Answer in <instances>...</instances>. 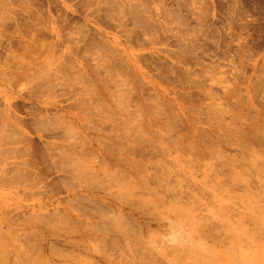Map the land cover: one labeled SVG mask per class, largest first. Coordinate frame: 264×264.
<instances>
[{"label":"rangeland","instance_id":"1","mask_svg":"<svg viewBox=\"0 0 264 264\" xmlns=\"http://www.w3.org/2000/svg\"><path fill=\"white\" fill-rule=\"evenodd\" d=\"M0 31V264H264V0H0Z\"/></svg>","mask_w":264,"mask_h":264},{"label":"bare ground","instance_id":"2","mask_svg":"<svg viewBox=\"0 0 264 264\" xmlns=\"http://www.w3.org/2000/svg\"><path fill=\"white\" fill-rule=\"evenodd\" d=\"M13 5H14V4H13ZM11 7H12V6H11ZM122 7H124V6H122ZM119 8H120V7H119ZM26 11H27V10H26ZM4 14H5V13H4ZM6 14H7V13H6ZM121 15H122V14H121ZM122 16H123V15H122ZM5 17H7V16H5ZM9 17H10V16H9ZM125 17H126V16H125ZM7 20H8V19H7ZM7 20H6V21H7ZM33 24H34V23H33ZM42 25H43V24H42ZM53 26H54V25H53ZM56 27H57V26H56ZM54 28H55V27H54ZM58 30H59V29H58ZM0 32H1V31H0ZM59 33H60V32H59ZM24 38H25V36H24ZM32 41H33V40H32ZM25 44H26V43H25ZM39 44H40V43H39ZM40 46H41V45H40ZM92 46H93V45H92ZM46 47H47V46H46ZM49 47H50V46H48V48H49ZM38 49H39V48H38ZM60 51H61V50H60ZM24 52H25V51H24ZM96 52H97V51H96ZM27 53H28V52H27ZM36 53H37V52H36ZM52 54H53V53H52ZM59 54H60V53H59ZM100 58H101V57H100ZM53 59H54V58H53ZM56 59H57V57L54 59V61H55ZM25 60H27V59H25ZM45 60H46V59H45ZM31 64H32V63H31ZM46 64H47V63H46ZM55 64H56V63H55ZM58 64H59V63H58ZM69 64H70V63H69ZM59 65H60V64H59ZM44 66H45V65H44ZM56 66H57V65H56ZM70 66H71V65H70ZM102 66H103V65H102ZM41 67H42V66H41ZM52 67H53V66H52ZM39 68H40V67H39ZM46 68H47V67H46ZM54 68H55V67H54ZM48 69H49V68H48ZM71 69H72V68H71ZM72 70H73V69H72ZM104 70H105V69H104ZM42 71H43V70H42ZM54 71H55V70H54ZM43 72H45V71H43ZM40 74H41V73H40ZM57 74H58V73H57ZM49 75H50V74H49ZM60 75H61V74H60ZM115 75H116V74H115ZM40 76H41V75H40ZM47 76H48V75H47ZM63 76H64V75H63ZM54 77H55V76H54ZM61 77H62V76H61ZM76 77H77V76H76ZM80 77H81V76H80ZM85 77H86V76H85ZM85 77H84V79H85ZM6 78H7V77H6ZM58 78H59V77H58ZM72 78H73V77H72ZM74 78H75V77H74ZM78 78H79V77H78ZM122 79H123V78H122ZM56 80H57V79H56ZM59 80H60V79H59ZM75 80H76V79H75ZM81 80H83V79H81ZM115 80H116V79H115ZM124 80H125V79H124ZM54 81H55V80H54ZM46 82H47V81H46ZM74 82H75V81H74ZM74 82H73V83H74ZM84 82H85V81H84ZM84 82H83V83H84ZM7 83H8V82H7ZM9 83H10V82H9ZM62 83H64V82H62ZM81 83H82V82H81ZM75 84H77V83H75ZM75 84H74V85H75ZM90 84H92V83H90ZM125 84H126V83H125ZM125 84H124V85H125ZM125 86H126V85H125ZM70 88H71V87H70ZM73 88H74V86H73ZM68 89H69V88H68ZM123 91H124V90H123ZM123 91H121V92H123ZM132 91H133V88H132ZM110 93H111V92H110ZM116 93H117V91H116ZM119 93H120V92H119ZM123 93H124V92H123ZM123 93H122V94H123ZM125 93H126V92H125ZM240 93H241V92H240ZM249 93H250V92H249ZM80 95H81V94H80ZM93 95H94V94H93ZM246 95H247V94H246ZM119 96H120V95H119ZM119 96H117V97H119ZM250 96H251V93H250ZM77 97H78V96H77ZM114 97H115V96H114ZM124 97H125V96H123V97H121V98L124 99ZM78 98H79V97H78ZM121 98H120V99H121ZM123 99H122V100H123ZM246 99H247V98H246ZM251 99H252V98L250 97V100H251ZM115 100H116V99H115ZM118 100H119V99H118ZM89 101H90V100H89ZM119 101H120V100H119ZM251 101H252V100H251ZM116 102H118V101H116ZM252 102H253V101H252ZM75 103H76V102H75ZM125 104H126V103H125ZM244 104H245V103H244ZM96 105H98V103H97ZM126 105H127V104H126ZM91 106H93V105H91ZM187 106H188V105H187ZM249 106H250V105H249ZM188 107H189V106H188ZM190 107H191V106H190ZM224 107H225V106H224ZM120 108L122 109L121 106H120ZM215 108H216V107H215ZM217 108H218V107H217ZM226 108H228V107H226ZM253 108H254V107H253ZM89 109H90V108H89ZM140 109H141V108H140ZM218 109H219V108H218ZM220 109H221V108H220ZM245 109H246V106H245ZM123 110H124V109H123ZM125 110H126V109H125ZM137 110H138V109H137ZM227 110H231V109H227ZM246 110H247V109H246ZM119 111H120V110H119ZM134 111H135V110H134ZM187 111H188V110H187ZM216 111H217V110H216ZM242 111H243V110H242ZM137 112H138V111H137ZM137 112H135V114H136ZM188 112H191V111H188ZM121 113H122V111H121ZM140 113H142V112H140ZM224 113H225V112H224ZM246 113H247V112H246ZM97 114H98V113H97ZM191 114H192V113H191ZM191 114H190V115H191ZM233 114H234V112H233ZM99 115H100V114H99ZM136 115H137V114H136ZM140 115H141V114H140ZM192 115H194V114H192ZM222 115H223V114H222ZM224 115H225V114H224ZM240 115H241V114H240ZM258 115H259V114H258ZM141 116H142V115H141ZM160 116H161V115H160ZM208 116H209V115H208ZM225 116H226V115H225ZM232 116H233V115H232ZM255 116H256V115H255ZM133 117H134V116H133ZM137 117H138V116H137ZM238 117H239V116H238ZM243 117H244V116H243ZM258 117H259V116H257V118H258ZM127 118H128V116H127ZM212 118H213V117H212ZM217 118H218V117H217ZM221 118H222V117H221ZM236 118H237V117H236ZM236 118L234 117L233 119L236 120ZM244 118H245V117H244ZM244 118H243V119H244ZM247 118H248V117H247ZM123 119H124V118H123ZM135 119H136V118H135ZM139 119H140V118H139ZM222 119H223V118H222ZM233 119H232V120H233ZM237 119H238V118H237ZM243 119H242L241 116H240V120H239V121L241 122V120H243ZM253 119H254V118H253ZM261 119H262V118H261ZM124 120H125V119H124ZM244 120H245V119H244ZM256 120H257V119H256ZM59 121H60V120H59ZM62 121H63V120H62ZM132 121H133V120H132ZM149 121H150V120H149ZM230 121H231V120H230ZM63 122H64V121H63ZM137 122H138V120H137ZM235 122H236V121H235ZM245 122H246V121H245ZM248 122H250V121H248ZM254 122H255V121H254ZM224 123H226V122H224ZM255 123H256V122H255ZM257 123H258V122H257ZM1 124H2V123H1ZM52 124H53V123H52ZM60 124H61V123H60ZM226 124H227V123H226ZM241 124H242V123H241ZM258 124H260V122H259ZM4 125H5V124H4ZM123 125H124V124H123ZM128 125H129V124H128ZM132 125H133V124H132ZM134 125H135V124H134ZM229 125H230V124H229ZM234 125H235V124H234ZM243 125H244V124H243ZM251 125H252V124H251ZM261 125H263V124H261ZM60 126H61V125H60ZM219 126H220V125H219ZM238 126H240V125H238ZM238 126H237V127H238ZM253 126H254V125H253ZM253 126H252V127H253ZM58 127H59V126H58ZM155 127H156V126H155ZM225 127H226V126H225ZM229 127H230V126H229ZM235 127H236V126H235ZM243 127H244V126H243ZM73 128H74V127H73ZM210 128H211V127H210ZM222 128H224V126H223ZM233 128H234V126H233ZM132 129H133V128H132ZM136 129H137V128H136ZM138 129H139V128H138ZM227 129H228V128H227ZM237 129H238V128H237ZM237 129H236V130H237ZM241 129H242V128H241ZM241 129H240V130H241ZM125 130H126V129H125ZM133 130H134V129H133ZM170 130H171V129H170ZM253 130H254V129H253ZM257 130H258V129H257ZM3 131H4V130H3ZM118 131H119V130H118ZM129 131H130V130H129ZM218 131H219V130H218ZM223 131H225V130H223ZM238 131H239V130H238ZM258 131H259V130H258ZM260 131H261V130H260ZM1 132H2V131H1ZM7 132H8V131H7ZM116 132H117V130H116ZM138 132H139V131H138ZM219 132H220V131H219ZM231 132H232V131H231ZM135 133H136V132H135ZM140 133H141V132H140ZM168 133H170V131H169ZM222 133H223V132H222ZM254 133H255V132H254ZM262 133L264 134V132L261 131V134H262ZM247 134H248V133H247ZM255 134H256V133H255ZM128 135H129V134H128ZM135 135H137V133H136ZM139 135H140V134H139ZM160 135H161V134H160ZM224 135H225V134H224ZM236 135H237V133H236ZM251 135H252V134H251ZM148 136H149V135H148ZM181 136H182V135H181ZM238 136H239V135H238ZM135 137H136V136H135ZM138 137H139V136H138ZM140 137H141V135H140ZM81 138H82V137H81ZM141 138L143 139V137H141ZM263 138H264V135H263ZM75 139H76V138H75ZM181 139H182V138H181ZM15 140H16V139H15ZM17 140H18V139H17ZM139 140H140V139H139ZM235 140H236V138H235ZM7 141H8V140H7ZM134 141H135V140H134ZM140 141H141V140H140ZM247 142H248V141H247ZM143 143H144V142H143ZM233 143H234V142H233ZM237 143H238V142H237ZM172 144H173V143H172ZM190 145H191V144H190ZM245 145L247 146V144H245ZM251 145H252V144H251ZM169 146H170V145H169ZM171 146H172V145H171ZM252 146H253V145H252ZM252 146H251V147H252ZM248 147H249V146H248ZM249 148H250V147H249ZM253 149H255V148H253ZM261 149H262V148H261ZM8 150H9V149H8ZM164 150L166 151V149H164ZM245 150H246V149H245ZM258 150H259V149H258ZM161 151H162V150H161ZM248 151H249V150H248ZM252 151H255V150H251V152H252ZM83 152H84V151H83ZM162 152H163V151H162ZM249 152H250V151H249ZM262 153H263V152H262ZM252 154H253V153H252ZM257 154H258V153H257ZM260 154H261V152H260ZM260 154H259V155H260ZM57 155H58V154H57ZM188 155H189V154H188ZM215 155H216V154H215ZM0 156H1V155H0ZM81 156H82V154H81ZM251 156H252V155H251ZM262 156H263V155H262ZM80 158H81V157H80ZM227 158H228V157H227ZM235 158H236V157H235ZM242 158H243V157H242ZM243 159H244V158H243ZM71 160H72V159H71ZM75 160H76V159H75ZM75 160H74V161H75ZM77 160H78V162H79V159H77ZM82 160H83V159H82ZM229 160H230V159H229ZM232 160H233V159H232ZM245 160H246V159H245ZM80 161H81V160H80ZM133 161H134V160H133ZM164 161H165V160H164ZM196 161H197V160H196ZM212 161H213V160H212ZM212 161H211V162H212ZM235 161H236V160H235ZM242 161H243V160H242ZM258 161H259V160H258ZM262 161H263V160H262ZM262 161H261V162H262ZM72 162H73V161H72ZM230 162H232V161H230ZM253 162H254V161H253ZM7 163H8V162H7ZM74 163H75V162H74ZM173 163H174V162H173ZM233 163H234V162H233ZM237 163H239V161H238ZM247 163H248V162H247ZM257 163H258V162H257ZM69 164H70V163H69ZM75 164H77V162H76ZM81 164H83V163H81ZM258 164H259V163H258ZM72 165H74V164H72ZM84 165H85V163H84ZM240 165H241V164H240ZM98 166H99V165H98ZM255 166H256V165H255ZM261 166H262V165H261ZM261 166H260V167H261ZM79 167H81V166H79ZM219 167H220V166H219ZM77 168H78V167H77ZM77 168H76V170H77ZM4 169H5V168H4ZM66 169H67V168H66ZM229 169H230V168H229ZM231 171H232V169H231ZM242 171H243V170H242ZM257 171H258V170H257ZM82 172H83V171H82ZM197 172H198V171H197ZM108 173H109V170H108ZM117 173H118V172H117ZM242 173H243V172H242ZM2 174H3V173H2ZM16 174H17V173H16ZM66 174H67V173H66ZM9 175H10V174H9ZM67 175H68V174H67ZM106 175H107V174H106ZM78 176H79V175H78ZM86 176H87V175H85V177H86ZM89 176H90V174H89ZM112 176H113V175H112ZM131 176H132V175H131ZM0 177H1V176H0ZM82 177H83V176H82ZM87 177H88V176H87ZM110 177H111V176H110ZM121 177H122V176H121ZM90 178H91V177H90ZM90 178L88 177V179H90ZM115 178H116V177H115ZM129 178H130V177H129ZM230 178H231V177H230ZM105 179H106V178H105ZM116 179H117V178H116ZM121 179H123V178H121ZM147 179H148V178H147ZM90 180H91V179H90ZM107 180H108V179H107ZM117 180H118V179H117ZM123 180H124V179H123ZM123 180H122V181H123ZM126 180H127V178H126ZM175 180H176V179H175ZM17 181H18V180H17ZM96 181H97V180H96ZM85 182H86V181H85ZM94 182H95V181H94ZM105 182H106V181H105ZM107 182H108V181H107ZM180 182H182V181H180ZM86 183H88V181H87ZM110 183H111V182H110ZM176 183H177V182H176ZM34 184H35V183H34ZM183 184H184V183H183ZM240 184H241V183H240ZM258 184H259V183H258ZM97 185H99V184H97ZM161 185H162V184H161ZM253 185H254V184H253ZM137 186H138V185H137ZM176 188H179V187H176ZM182 188H183V187H182ZM220 188H221V187H220ZM171 189H172V188H171ZM189 190H190V189H189ZM229 190H230V189H229ZM206 192H207V191H206ZM234 192H235V191H234ZM246 192H247V191H246ZM151 193H152V192H151ZM120 194H121V193H120ZM127 194H128V193H127ZM130 195H131V194H130ZM153 195H154V194H153ZM162 195H163V194H162ZM146 196H147V195H146ZM156 198H157V197H156ZM156 198H154V199H156ZM149 199H150V198H149ZM149 199H148V200H149ZM152 199H153V197H152ZM162 199H163V198H162ZM160 201H161V200H160ZM210 201H212V200H210ZM185 203H186V202H185ZM262 203H263V202H262ZM93 204H94V203H93ZM159 205H160V204H159ZM111 208H112V207H111ZM63 210H64V209H63ZM89 210H90V209H89ZM112 211H114V210H112ZM101 212H102V211H101ZM109 212H110V211H109ZM70 214H71V213H70ZM60 217H61V216H60ZM69 217H70V216H69ZM113 217H114V216H113ZM120 217H121V216H120ZM62 218H63V217H62ZM58 219H59V218H58ZM64 219H65V218H64ZM116 219H118V218H116ZM116 219H114V220H116ZM65 220H66V219H65ZM67 220H68V219H67ZM123 220H124V219H123ZM37 222H38V221H37ZM53 222H54V221H53ZM122 222H123V221H122ZM98 223H99V222H98ZM118 223H119V222H118ZM52 224H53V223H52ZM57 224H58V223H57ZM101 224H103V223H101ZM101 224H100V225H101ZM211 224H212V223H211ZM54 225H55V224H54ZM125 225H126V224H125ZM206 225H207V224H206ZM75 226H76V225H75ZM104 226H105V225H104ZM96 227H97V226H96ZM113 227H114V226H113ZM125 227H126V226H125ZM216 227H217V226H216ZM83 228H84V226H83ZM105 228H106V227H105ZM118 228H119V227H118ZM121 228H122V230H123V227H121ZM126 228H127V227H126ZM57 229H58V228H57ZM92 229H93V228H92ZM124 229H125V228H124ZM134 229H135V228H134ZM104 230H105V229H104ZM129 230H130V229H129ZM66 231H67V230H66ZM71 231H72V230H71ZM124 231H125V230H124ZM210 231H211V230H210ZM11 232H12V231H11ZM74 232H75V229H74ZM115 232H116V231H115ZM14 233H15V232H14ZM113 233H114V232H113ZM119 233H120V231H119ZM154 234H155V233H154ZM156 234H157V233H156ZM123 235H124V234H123ZM125 235H126V234H125ZM128 235H129V234H128ZM140 235H141V234H140ZM133 236H134V235H133ZM140 237H141V236H140ZM151 237H152V236H151ZM156 237H158V235H157ZM134 238H135V236H134ZM152 238H153V237H152ZM195 238H196V237H195ZM129 239H130V238H129ZM129 239H128V240H129ZM143 239H145V238H143ZM158 239H161V238H158ZM209 239H210V238H209ZM126 240H127V239H126ZM133 242H134V241H133ZM136 242H137V241H136ZM93 243H94V242H93ZM99 243H100V242H99ZM157 243H158V242H157ZM128 244L130 245L129 242H128ZM128 244H127V245H128ZM139 244H140V242H139ZM148 244H149V243H148ZM0 245L2 246V244H0ZM96 245H98V244H96ZM143 245H144V244H143ZM105 246H106V245H105ZM133 246H134V245H133ZM169 246H171V245H169ZM112 247H113V246H112ZM125 247H128V246H125ZM130 247H131V246H130ZM130 247H129V248H130ZM146 247H148V246H146ZM1 248H2V247H1ZM173 248H178V247H173ZM5 249H6V247H5L4 249H1L0 253L3 252L2 250L5 251ZM7 249H8V248H7ZM13 249H14V248H13ZM133 249H134V248H133ZM165 249H166V248H165ZM168 249H170V248L168 247ZM183 249H184V248H183ZM93 250H94V249H93ZM93 250H92V251H93ZM95 250H96V249H95ZM119 250H120V249H119ZM142 250H143V249H142ZM185 250H186V249H185ZM19 251H20V250H19ZM123 251H125V250H123ZM123 251H122V252H123ZM131 251H132V250H131ZM136 251H137V250H136ZM143 251H144V250H143ZM176 251H177V250H175V253L177 254L179 251H177V252H176ZM186 251H187V250H186ZM9 252H10V251H9ZM146 252H147V251H146ZM149 252H151V250H150ZM191 252H192V250H191ZM61 253H62V252H61ZM106 253H107V252H106ZM151 253H153V251H152ZM155 253H156V252H155ZM173 253H174V252H173ZM181 253H182V252H180V254H181ZM7 254H8V253H7ZM7 254H6V256H8ZM110 254H111V253H110ZM147 254H148V253H147ZM195 254H196V253H195ZM199 254H200V253H199ZM224 254H225V253H224ZM124 255H125V254H124ZM150 255H151V254H150ZM157 255H158V254H157ZM184 255H185V254H184ZM186 255H187V254H186ZM1 256H3V254H2ZM4 256H5V255H4ZM72 256H73V255H72ZM126 256L128 257V255H126ZM132 256H133V255L131 254V258H132ZM151 256H152V255H151ZM195 256H196V255H195ZM198 256H200V255H198ZM207 256H208V255H207ZM213 256H215V255H213ZM32 257H33V256H32ZM135 257H136V256H135ZM177 257H179V255H178ZM187 257H189V255H188ZM211 257H212V256H211ZM218 257H219V256H218ZM220 257H221V255H220ZM2 258H4V257H2ZM2 258H0V260H1L0 263H2L3 260H5V258H4L3 260H2ZM30 258H31V257H30ZM33 258H34V257H33ZM33 258H32V259H33ZM125 258H126V257H125ZM195 258H196V257H195ZM216 258H217V257H216ZM223 258H224V257H222L221 259H223ZM229 258H230V257H229ZM6 259H7V258H6ZM35 259H36V258H35ZM176 259H177V258H176ZM190 259H191V257H190ZM193 259H194V258H193ZM199 259H200V258H199ZM202 259H203V256H202ZM20 260H22V259H20ZM134 260H135V259H134ZM180 260H182V259H180ZM211 260H213V258H212ZM214 260H215V259H214ZM214 260H213V261H214ZM216 260H218V258H217ZM216 260H215V261H216ZM34 261H35V260L33 259L32 262H34ZM137 261H138V260H137ZM206 261H207V260H206ZM213 261H212V262H213ZM215 261H214V263H216ZM223 261H225V260H223ZM23 262H24V261H23ZM23 262H22V263H23ZM27 262H28V260H27ZM29 262H30V260H29ZM36 262H37V261H36ZM133 262H134V261H133ZM135 262H136V261H135ZM135 262H134V263H135ZM138 262H140V261H138ZM187 262H188V264H189V262H191V261L189 260V261H187ZM38 263H39V262H38ZM40 263H42V262L40 261ZM130 263H131V262H130ZM147 263H148V262H147ZM150 263H152V262H150ZM150 263H149V264H150ZM183 263H184V261H183ZM199 263H200V262H199ZM207 263H208V262H207ZM3 264H6V263L3 262ZM27 264H28V263H27ZM33 264H35V263H33ZM36 264H37V263H36ZM131 264H132V263H131ZM142 264H143V263H142ZM144 264H145V263H144ZM163 264H164V263H163ZM167 264H168V263H167ZM179 264H181V263H179ZM185 264H186V263H185ZM193 264H194V263H193ZM218 264H219V263H218Z\"/></svg>","mask_w":264,"mask_h":264}]
</instances>
